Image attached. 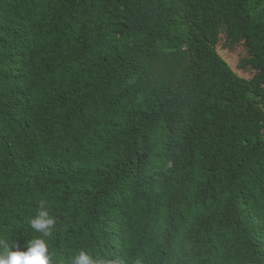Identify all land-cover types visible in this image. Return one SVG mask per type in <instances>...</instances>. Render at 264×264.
Here are the masks:
<instances>
[{
    "label": "trees",
    "instance_id": "trees-1",
    "mask_svg": "<svg viewBox=\"0 0 264 264\" xmlns=\"http://www.w3.org/2000/svg\"><path fill=\"white\" fill-rule=\"evenodd\" d=\"M41 200L50 264H264V0H0L13 251Z\"/></svg>",
    "mask_w": 264,
    "mask_h": 264
},
{
    "label": "clouds",
    "instance_id": "clouds-1",
    "mask_svg": "<svg viewBox=\"0 0 264 264\" xmlns=\"http://www.w3.org/2000/svg\"><path fill=\"white\" fill-rule=\"evenodd\" d=\"M48 202L41 200L39 207L30 220V226L39 236L28 242L27 251H13L11 241L0 237V264H50L48 244L44 238L50 237L55 229L56 221L50 215ZM18 248V245H15ZM66 264H125L120 258H108L93 255L83 249L73 253ZM131 264H143V258H135Z\"/></svg>",
    "mask_w": 264,
    "mask_h": 264
},
{
    "label": "rangeland",
    "instance_id": "rangeland-1",
    "mask_svg": "<svg viewBox=\"0 0 264 264\" xmlns=\"http://www.w3.org/2000/svg\"><path fill=\"white\" fill-rule=\"evenodd\" d=\"M239 46V45H236ZM218 52L220 53V55L229 62V64L232 66V68H234L235 70H237V72L244 78H248L251 75V66L249 67V69H245L246 65L242 68L237 67L238 62L240 60V50L239 49H234V50H227L225 47H221L218 49Z\"/></svg>",
    "mask_w": 264,
    "mask_h": 264
}]
</instances>
